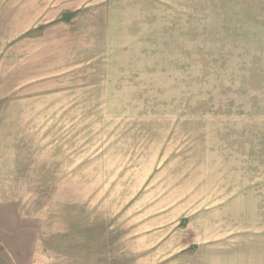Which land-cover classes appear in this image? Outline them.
<instances>
[{
    "label": "rangeland",
    "instance_id": "1",
    "mask_svg": "<svg viewBox=\"0 0 264 264\" xmlns=\"http://www.w3.org/2000/svg\"><path fill=\"white\" fill-rule=\"evenodd\" d=\"M113 3L0 0V264H154L222 208L199 200L264 197V78L205 46L171 49L169 77L81 60L69 23Z\"/></svg>",
    "mask_w": 264,
    "mask_h": 264
},
{
    "label": "crops",
    "instance_id": "2",
    "mask_svg": "<svg viewBox=\"0 0 264 264\" xmlns=\"http://www.w3.org/2000/svg\"><path fill=\"white\" fill-rule=\"evenodd\" d=\"M177 1L178 9L170 12L171 0H114L112 6L104 5L96 12L97 20H84L94 17L89 13L69 23V47L76 48L84 60L92 48L105 46L114 55L111 66L121 70L119 77L126 71L127 77L138 78L150 76L142 74L143 62L147 67L150 60L166 68L161 77H169L171 67L166 64L171 61V49H177L175 55L180 54L179 46H205L209 52L198 48L208 55L203 60L230 63L226 70L234 73L229 76L264 78V0ZM17 20L21 32L34 27L35 18L25 9L19 11ZM224 54L232 56L222 58ZM136 63L142 72L136 70L133 75ZM216 67L205 75L219 76L211 73ZM199 202L222 208L217 213L206 211L191 241L185 238L177 247H162L168 256L154 264H264V197ZM173 255L176 260L167 262Z\"/></svg>",
    "mask_w": 264,
    "mask_h": 264
}]
</instances>
